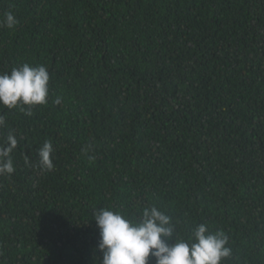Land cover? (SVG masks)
Wrapping results in <instances>:
<instances>
[{
    "label": "trees",
    "instance_id": "1",
    "mask_svg": "<svg viewBox=\"0 0 264 264\" xmlns=\"http://www.w3.org/2000/svg\"><path fill=\"white\" fill-rule=\"evenodd\" d=\"M8 11L0 73L27 62L50 81L30 116L0 104V145L18 141L0 264H100L94 212L151 206L170 243L207 223L229 238L222 264H264V0H0Z\"/></svg>",
    "mask_w": 264,
    "mask_h": 264
},
{
    "label": "clouds",
    "instance_id": "2",
    "mask_svg": "<svg viewBox=\"0 0 264 264\" xmlns=\"http://www.w3.org/2000/svg\"><path fill=\"white\" fill-rule=\"evenodd\" d=\"M0 24L13 29L18 20L8 11ZM50 74L44 65L32 66L25 62L10 73H0V104L8 108H20L25 115H32L31 107L47 103ZM55 103H61L57 97ZM0 116V127L4 125ZM6 144L0 145V175L14 173L11 153L17 147L16 137L9 133ZM53 146L45 141L38 150L39 166L43 170L54 168ZM25 163L29 164L28 158ZM99 228L97 248L102 254L100 264H222L231 253L227 247L228 236L223 230L209 231L207 223L196 225L194 233L187 239L177 237L172 218L157 207H145L138 218H129L125 213L110 208L94 212Z\"/></svg>",
    "mask_w": 264,
    "mask_h": 264
}]
</instances>
